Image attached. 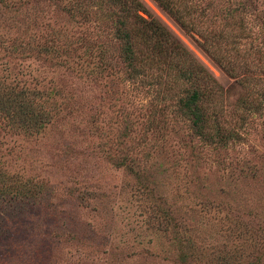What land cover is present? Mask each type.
Segmentation results:
<instances>
[{"label": "rangeland", "instance_id": "1", "mask_svg": "<svg viewBox=\"0 0 264 264\" xmlns=\"http://www.w3.org/2000/svg\"><path fill=\"white\" fill-rule=\"evenodd\" d=\"M139 1L223 87L219 123L237 137L195 139L177 113L184 83L128 79L98 4L81 18L71 0H0V91L40 95L44 118L27 128L0 106V264H264V107L249 111L264 93V0H172L190 31ZM241 1L243 28L217 16ZM152 194L175 210L187 263Z\"/></svg>", "mask_w": 264, "mask_h": 264}, {"label": "trees", "instance_id": "2", "mask_svg": "<svg viewBox=\"0 0 264 264\" xmlns=\"http://www.w3.org/2000/svg\"><path fill=\"white\" fill-rule=\"evenodd\" d=\"M72 13L78 17H86V5L98 4L100 10L104 11V15L113 20L114 38L121 46V59L125 64L128 79H141L143 77L152 80V85H161L167 88L173 84L184 83V90L178 97L177 113L188 120L190 127L195 132V139L200 140L202 144L207 145H226L234 140L237 134L228 132L223 128L219 119L223 108L218 101L222 96L223 87L216 79L194 58L186 48L156 19L150 16V19L140 16L139 11L146 12L144 5L139 0H71ZM159 6L166 10L182 27L187 31L194 30L195 25L187 23L183 12L172 2V0H155ZM239 4L235 7L229 6L226 10L217 12V16H224L225 21H232L239 27H244V19L234 21L236 15L246 14ZM108 7V8H107ZM79 11L81 13H75ZM211 36H203V49L224 69L230 76L240 79V73L234 74L224 59L225 55H220L210 44ZM105 53L101 54L102 62L106 66H112L108 62ZM3 91V92H2ZM0 91L1 111L5 112V116L15 119L19 116V120L29 128L33 122L39 124L44 121L43 116L40 117L37 112V98H42L37 94L30 95L26 90L16 92L14 89ZM257 93V92H256ZM6 97V98H5ZM32 97V98H31ZM256 102L249 103V111L256 112L264 102V93L260 94ZM41 122V123H42ZM125 131L131 135L132 127L126 126ZM124 156L121 160H126ZM153 192L151 189L150 194ZM148 194V195H150ZM148 199V198H147ZM149 200V199H148ZM152 203V218L161 225L173 226L175 231L166 229V235L171 236L169 240L176 243L180 251V260L187 263L189 253L183 249L185 236L179 232L178 219L172 206L167 205L162 198L153 195L150 199ZM182 219V218H181ZM258 224L259 221H258ZM260 227H264L261 226ZM259 228L256 222L251 225L252 232ZM260 236L264 237V230L261 229ZM184 237V238H183ZM192 251H190L191 253ZM195 257V254H192Z\"/></svg>", "mask_w": 264, "mask_h": 264}]
</instances>
